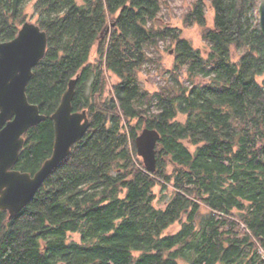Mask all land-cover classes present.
Segmentation results:
<instances>
[{"label": "trees", "instance_id": "obj_1", "mask_svg": "<svg viewBox=\"0 0 264 264\" xmlns=\"http://www.w3.org/2000/svg\"><path fill=\"white\" fill-rule=\"evenodd\" d=\"M32 2L48 45L27 96L47 120L25 133L13 169L33 176L52 157V116L72 80L90 127L14 219L0 210V264H264L261 0H211L213 27L194 4L184 24L203 29L207 55L156 26L163 0H20L15 16L0 0V43ZM162 43L174 66L150 92L140 74ZM144 128L160 134L155 173L138 155ZM158 188L171 192L164 207Z\"/></svg>", "mask_w": 264, "mask_h": 264}, {"label": "water", "instance_id": "obj_2", "mask_svg": "<svg viewBox=\"0 0 264 264\" xmlns=\"http://www.w3.org/2000/svg\"><path fill=\"white\" fill-rule=\"evenodd\" d=\"M19 3L20 0H13V16L17 14ZM259 12L264 34V0H261ZM47 45L46 32L30 22L21 27L14 40L0 43V210L7 211L11 220L31 202L90 127L86 111H73L76 80H72L52 116L55 124L52 157L33 176L13 169L19 162L25 133L47 120L27 96L33 70L44 59ZM159 141L160 134L148 128H144L136 140L138 155L151 173L157 171L156 148Z\"/></svg>", "mask_w": 264, "mask_h": 264}, {"label": "rangeland", "instance_id": "obj_3", "mask_svg": "<svg viewBox=\"0 0 264 264\" xmlns=\"http://www.w3.org/2000/svg\"><path fill=\"white\" fill-rule=\"evenodd\" d=\"M78 1L80 4H83L85 0ZM197 1L198 0H163L162 12L159 14L156 26H167L181 29L183 36L190 40L195 48L200 49L204 55H207L210 48L208 43L203 38V29L198 25L187 27L184 24L186 14L190 12ZM203 1L206 3L208 25L209 27H213L214 9L211 5V0ZM33 6L34 2L27 6L28 17H30L28 22L36 24L38 16L35 14ZM171 48L172 47L168 43H162L157 50L150 52L156 63L150 64L148 70L140 74L142 86L146 90L155 92L160 88V86L164 85L169 80V70L174 66L175 55L174 50ZM97 57V50L95 48L91 60L94 62ZM158 63L160 64L158 65ZM109 79L111 84L117 83V79L115 77L111 76ZM182 80L187 81V74L185 70L182 72ZM156 193L158 195L156 205L158 207H164L166 200L171 197V192L167 191L161 193V190L158 188ZM179 230L180 225L176 224L168 231V233L173 234ZM75 239L79 241L80 237L75 236Z\"/></svg>", "mask_w": 264, "mask_h": 264}]
</instances>
